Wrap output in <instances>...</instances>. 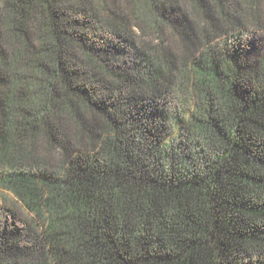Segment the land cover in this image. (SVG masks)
I'll list each match as a JSON object with an SVG mask.
<instances>
[{"label":"trees","instance_id":"16d2710c","mask_svg":"<svg viewBox=\"0 0 264 264\" xmlns=\"http://www.w3.org/2000/svg\"><path fill=\"white\" fill-rule=\"evenodd\" d=\"M114 2L0 0V264H264V0Z\"/></svg>","mask_w":264,"mask_h":264},{"label":"rangeland","instance_id":"374dc122","mask_svg":"<svg viewBox=\"0 0 264 264\" xmlns=\"http://www.w3.org/2000/svg\"><path fill=\"white\" fill-rule=\"evenodd\" d=\"M119 6H125L124 0H117V2H114V8H119ZM122 8V7H121ZM264 13V11H263ZM101 16L100 17H104L108 20H111V16L109 13H107L105 10L101 11ZM264 17V14L262 15V18ZM259 26L255 25L253 23H249L247 24L244 28H239V30H236L233 32V35L235 36H241L240 40L244 43H246V40L248 39H255V41H257V43L261 42V46L260 47V52L263 53L264 52V40H263V31L259 30ZM231 33V32H230ZM130 34H132L135 39L137 40V42L139 43H149V44H156L157 43V39L151 35H147L145 34V32H143L140 28H138V26L136 27V25H133L132 28H130ZM232 36V35H231ZM227 37V35H223L220 40H224ZM138 43V44H139ZM121 46L119 48L120 53L118 54V56L123 57L128 61L132 58V55L130 54L128 49H123L122 51H124L121 54ZM169 106V105H168ZM167 106V108H169ZM56 158V157H55ZM4 195V196H3ZM13 198H11L10 195H7L5 193H0V203H2L3 200L7 201L8 203L12 200ZM15 213H12L11 216L13 218H23V214L20 211H14Z\"/></svg>","mask_w":264,"mask_h":264}]
</instances>
